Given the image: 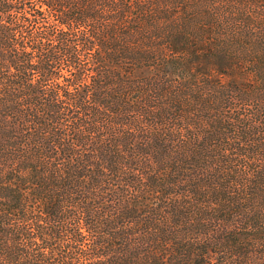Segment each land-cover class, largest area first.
Segmentation results:
<instances>
[{"label": "trees", "instance_id": "obj_1", "mask_svg": "<svg viewBox=\"0 0 264 264\" xmlns=\"http://www.w3.org/2000/svg\"><path fill=\"white\" fill-rule=\"evenodd\" d=\"M0 264H264V0H0Z\"/></svg>", "mask_w": 264, "mask_h": 264}]
</instances>
